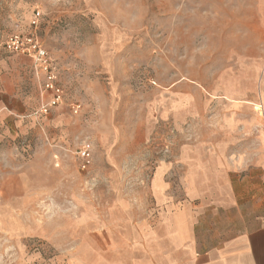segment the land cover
Here are the masks:
<instances>
[{
	"label": "rangeland",
	"instance_id": "rangeland-1",
	"mask_svg": "<svg viewBox=\"0 0 264 264\" xmlns=\"http://www.w3.org/2000/svg\"><path fill=\"white\" fill-rule=\"evenodd\" d=\"M31 30L63 99L42 112L32 59L0 52V264L131 253L137 239L143 255L183 214L197 239L255 226L264 0H0V43ZM245 174L227 211L228 177Z\"/></svg>",
	"mask_w": 264,
	"mask_h": 264
},
{
	"label": "crops",
	"instance_id": "crops-1",
	"mask_svg": "<svg viewBox=\"0 0 264 264\" xmlns=\"http://www.w3.org/2000/svg\"><path fill=\"white\" fill-rule=\"evenodd\" d=\"M253 177L252 174L228 177L229 198L223 208L227 211L235 210L237 199L245 196L248 182ZM255 177L264 183V174H256ZM179 219L168 226V231L164 233L165 239H148L147 251L143 255L137 239V247L131 253L121 252L117 248L89 253L87 257L85 255L83 258L68 260L64 264H264V211L259 212L255 226L244 224L237 232L233 220L231 234L222 239H197L195 227L187 215H179ZM126 255L130 256V262H125Z\"/></svg>",
	"mask_w": 264,
	"mask_h": 264
},
{
	"label": "built area",
	"instance_id": "built-area-1",
	"mask_svg": "<svg viewBox=\"0 0 264 264\" xmlns=\"http://www.w3.org/2000/svg\"><path fill=\"white\" fill-rule=\"evenodd\" d=\"M39 15L40 11H36L31 19V25L35 26L37 24ZM2 51L19 53L30 57L33 61L35 74L44 77L42 89L49 91L51 96L49 100L42 105V112H47L50 106L57 105L62 101L63 90L55 81L56 75L53 71L49 53L47 49L41 45L39 37L35 31L31 30L25 35H7L0 43V52ZM71 106L74 112L78 111V104H72ZM89 148L90 145L84 143L79 150V154L85 162L83 167L89 162Z\"/></svg>",
	"mask_w": 264,
	"mask_h": 264
},
{
	"label": "bare ground",
	"instance_id": "bare-ground-1",
	"mask_svg": "<svg viewBox=\"0 0 264 264\" xmlns=\"http://www.w3.org/2000/svg\"><path fill=\"white\" fill-rule=\"evenodd\" d=\"M261 108V107H260ZM263 114V113H262Z\"/></svg>",
	"mask_w": 264,
	"mask_h": 264
}]
</instances>
